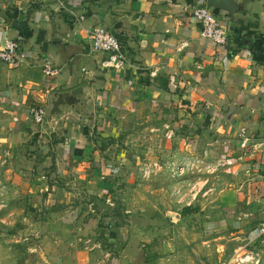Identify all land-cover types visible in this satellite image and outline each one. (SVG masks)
Here are the masks:
<instances>
[{
	"label": "crops",
	"instance_id": "obj_1",
	"mask_svg": "<svg viewBox=\"0 0 264 264\" xmlns=\"http://www.w3.org/2000/svg\"><path fill=\"white\" fill-rule=\"evenodd\" d=\"M237 2L242 10L234 20L211 9L229 25V45L220 48L200 37L192 18V10L207 6V0H0V50L12 40L27 56L17 64L0 59V133L35 134L33 106L47 110L52 94L86 87L87 116L46 118V128L45 123L41 127L58 136L53 151L65 167L61 177L72 184L94 182V195L109 196L117 181L129 184L131 177L124 171L113 174L118 158L103 157L93 134L104 141L110 130L101 125L108 127L107 120L117 133L128 128L123 119L152 118L163 112L160 107L168 108L181 124L187 127L193 119L201 128L204 138L191 142L194 149L211 154L216 165L223 163L219 178L210 177L209 198L215 204L203 223L211 231L209 244L224 247L223 239L227 246L253 244L264 222V145L241 149L237 133L246 127L252 142L264 141V0ZM14 20L25 27H13ZM98 26L124 44L125 68L104 66L108 55L93 51L89 29ZM48 62L60 71L55 79L43 72ZM110 210L94 207L79 217L77 211L63 217L51 211L54 219L47 227L63 247L48 256L41 253L42 258L48 264H168L161 252L156 261L139 247L146 236L124 235L125 213L132 212ZM151 218L144 223L148 230L158 225ZM143 222L130 229L141 233L137 228Z\"/></svg>",
	"mask_w": 264,
	"mask_h": 264
},
{
	"label": "rangeland",
	"instance_id": "obj_2",
	"mask_svg": "<svg viewBox=\"0 0 264 264\" xmlns=\"http://www.w3.org/2000/svg\"><path fill=\"white\" fill-rule=\"evenodd\" d=\"M160 110L163 112L152 118L123 119L121 123L128 128L117 133L113 122L107 120L108 127L102 123L101 128L110 130L108 138L100 141L97 134L91 137L103 157L118 158L112 170L131 177L129 184L117 181L109 196L103 192L100 197L94 195V182L93 186L81 181L72 184L61 177L65 167L53 151L58 136L45 131L46 123L44 127L35 124V134L28 137L0 133V264H48L40 254L48 256L63 247L49 233L51 211H61L62 217L77 211L79 217L94 207L105 213L115 206L132 212L125 213L122 231L128 238L133 232L147 237L139 247L149 253V259L164 257L168 264H223L236 252L242 253L240 249L246 245L227 246L225 239L224 247L209 244L211 231L203 228L210 206L215 204L209 198L210 177L216 174L219 178L223 163L216 165L211 154L194 149L191 142L204 137L193 119L186 127L176 113L170 117L168 108ZM188 205L192 206L190 212L185 211ZM201 208L204 211H199ZM150 218L158 225L148 230L144 223ZM141 221L143 225L137 228L141 233L130 229ZM165 240L169 242L164 246ZM250 250L259 253L260 264H264L260 241H254ZM160 252L163 256L156 257Z\"/></svg>",
	"mask_w": 264,
	"mask_h": 264
},
{
	"label": "built area",
	"instance_id": "obj_3",
	"mask_svg": "<svg viewBox=\"0 0 264 264\" xmlns=\"http://www.w3.org/2000/svg\"><path fill=\"white\" fill-rule=\"evenodd\" d=\"M192 18L200 25V37L202 39L212 41L220 48L228 47L230 30L228 23L223 18L218 17L210 8L203 4L196 6L192 10ZM89 35L93 51L108 55V61L104 63V66L118 69L125 68L129 62V56L124 44L113 32L103 26H98L90 28ZM26 57L24 53L20 52L19 44L16 41H8L4 49L0 50V59L9 64H17L25 60ZM198 68L202 69V66H198ZM43 72L49 79H55L60 74L59 69L55 68L52 62L45 64ZM209 107L212 108L211 105ZM29 116L33 123L42 126L46 122V107L33 106ZM237 139L241 149H247L253 141V133L248 128L242 127L237 133ZM213 171L216 170H209L210 173ZM112 172L117 174L119 169H114ZM107 202L110 203V198H108ZM257 240L262 244V251L264 252V222L260 224ZM250 248L251 244L242 247L240 249L242 253L236 252L230 262L223 264H260L262 259L260 254L250 250Z\"/></svg>",
	"mask_w": 264,
	"mask_h": 264
},
{
	"label": "water",
	"instance_id": "obj_4",
	"mask_svg": "<svg viewBox=\"0 0 264 264\" xmlns=\"http://www.w3.org/2000/svg\"><path fill=\"white\" fill-rule=\"evenodd\" d=\"M207 7L229 13L232 20L242 10L241 4L237 0H207ZM12 25L18 29L25 27V25H19L17 20H14ZM90 100L91 96L84 86L68 92H56L50 98L46 118L49 121H61L68 114H71L77 117L78 120H82L88 114ZM260 145H264V141L250 143V146L254 147Z\"/></svg>",
	"mask_w": 264,
	"mask_h": 264
},
{
	"label": "trees",
	"instance_id": "obj_5",
	"mask_svg": "<svg viewBox=\"0 0 264 264\" xmlns=\"http://www.w3.org/2000/svg\"><path fill=\"white\" fill-rule=\"evenodd\" d=\"M164 87L167 88V84L164 85ZM185 211L190 212V211H192V210H191V209H185Z\"/></svg>",
	"mask_w": 264,
	"mask_h": 264
}]
</instances>
